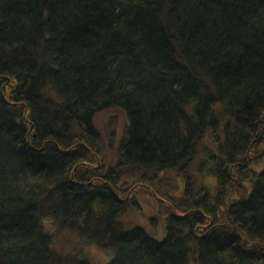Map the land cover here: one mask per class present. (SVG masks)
Masks as SVG:
<instances>
[{"label": "trees", "instance_id": "trees-1", "mask_svg": "<svg viewBox=\"0 0 264 264\" xmlns=\"http://www.w3.org/2000/svg\"><path fill=\"white\" fill-rule=\"evenodd\" d=\"M87 247L264 264V0H0V264Z\"/></svg>", "mask_w": 264, "mask_h": 264}, {"label": "rangeland", "instance_id": "rangeland-1", "mask_svg": "<svg viewBox=\"0 0 264 264\" xmlns=\"http://www.w3.org/2000/svg\"><path fill=\"white\" fill-rule=\"evenodd\" d=\"M99 122H100L102 129L105 131L106 136H109V135H111V133L113 131H116L115 132L116 137H119L125 131V128H126V118L119 111L103 114L102 116H100ZM130 217L133 220H136V218H138L137 215L134 213L133 214L130 213ZM47 224H48V226H51L50 222H47ZM64 242L65 243L71 242L69 244L70 246H67L68 248L74 247L75 243H77L69 235H62L59 237L58 244H60V245L65 244ZM85 256L87 258H89L90 260H92L93 262L101 263V264L108 263L112 258V256L110 254H108L104 251L98 250L95 247H87L86 252H85Z\"/></svg>", "mask_w": 264, "mask_h": 264}]
</instances>
